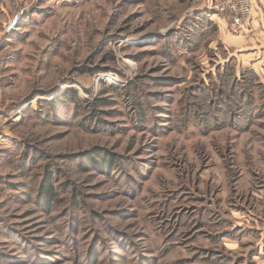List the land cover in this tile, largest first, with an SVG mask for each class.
Here are the masks:
<instances>
[{"label": "rangeland", "instance_id": "obj_1", "mask_svg": "<svg viewBox=\"0 0 264 264\" xmlns=\"http://www.w3.org/2000/svg\"><path fill=\"white\" fill-rule=\"evenodd\" d=\"M221 2L0 0V264H264V0Z\"/></svg>", "mask_w": 264, "mask_h": 264}, {"label": "built area", "instance_id": "obj_2", "mask_svg": "<svg viewBox=\"0 0 264 264\" xmlns=\"http://www.w3.org/2000/svg\"><path fill=\"white\" fill-rule=\"evenodd\" d=\"M253 9L254 0H222L219 10L232 14L235 25L242 28L252 16Z\"/></svg>", "mask_w": 264, "mask_h": 264}, {"label": "trees", "instance_id": "obj_3", "mask_svg": "<svg viewBox=\"0 0 264 264\" xmlns=\"http://www.w3.org/2000/svg\"><path fill=\"white\" fill-rule=\"evenodd\" d=\"M243 101H247V100H243ZM91 154H87L86 156L89 157V160L92 161V156H90ZM115 156L114 155H109L108 158H106L105 163L108 165L109 167L115 163L114 160ZM50 175H48L47 180L43 183V185L41 186V192L40 195L42 198H44V204L46 205H50V203H52V201L56 198L57 192L54 191V189L51 186V182H50Z\"/></svg>", "mask_w": 264, "mask_h": 264}, {"label": "crops", "instance_id": "obj_4", "mask_svg": "<svg viewBox=\"0 0 264 264\" xmlns=\"http://www.w3.org/2000/svg\"><path fill=\"white\" fill-rule=\"evenodd\" d=\"M254 2H256V0H254ZM259 43V42H258ZM260 44V43H259ZM251 47H249V49H251V51H254V48L252 47V45H250ZM254 58V57H253ZM253 60V59H252ZM248 61V59H247Z\"/></svg>", "mask_w": 264, "mask_h": 264}]
</instances>
